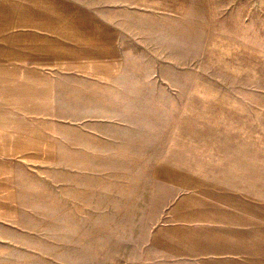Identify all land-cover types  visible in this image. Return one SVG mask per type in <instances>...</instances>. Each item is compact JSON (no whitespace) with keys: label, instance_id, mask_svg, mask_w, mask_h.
<instances>
[{"label":"rangeland","instance_id":"374dc122","mask_svg":"<svg viewBox=\"0 0 264 264\" xmlns=\"http://www.w3.org/2000/svg\"><path fill=\"white\" fill-rule=\"evenodd\" d=\"M141 2L128 91L60 90L98 149L21 163L0 264H264V0Z\"/></svg>","mask_w":264,"mask_h":264},{"label":"crops","instance_id":"0c3cea01","mask_svg":"<svg viewBox=\"0 0 264 264\" xmlns=\"http://www.w3.org/2000/svg\"><path fill=\"white\" fill-rule=\"evenodd\" d=\"M143 4L141 0H0L2 235L6 220L20 216L21 163L71 156L74 147L98 149V133L96 138L82 135L77 143L60 133V126L69 123L58 115L68 100L60 90L68 88L72 75L91 81L92 93L101 91V83L112 93L128 91L126 40L149 36L134 33L131 25L132 13L149 11ZM125 13L130 15L126 18Z\"/></svg>","mask_w":264,"mask_h":264}]
</instances>
